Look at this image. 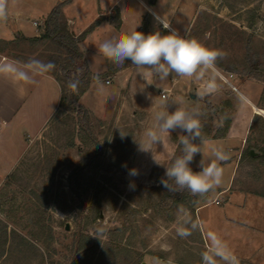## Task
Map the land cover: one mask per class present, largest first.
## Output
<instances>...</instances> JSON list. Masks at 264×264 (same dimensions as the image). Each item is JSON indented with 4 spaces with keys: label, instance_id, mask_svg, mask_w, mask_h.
Wrapping results in <instances>:
<instances>
[{
    "label": "rangeland",
    "instance_id": "374dc122",
    "mask_svg": "<svg viewBox=\"0 0 264 264\" xmlns=\"http://www.w3.org/2000/svg\"><path fill=\"white\" fill-rule=\"evenodd\" d=\"M151 1L147 4L152 14L143 8H133L136 15L129 18L126 33L136 29L139 12L143 20L149 17L152 25L155 23L153 31L162 29L156 21L159 15L185 38H196L206 47L225 53L219 61L225 68H238L239 73H233L237 80L253 78L264 85V0H157L152 4ZM22 49L24 53L13 51L12 56L19 55L25 62L32 58L47 62L41 57L45 54L42 50L31 49L28 44H23ZM250 55L256 56L261 63L260 77L242 74ZM124 65L133 64L126 60ZM117 88V82L112 85L96 82L84 99L83 104L95 110L88 125L91 134L86 136L78 127L73 129L64 125L62 119L57 122L52 119L46 131L33 140L27 154L25 152L19 160L0 190L1 197L6 200L0 216L9 229L22 231L35 242L39 257L34 259L29 252L10 254L11 251L0 264H42L43 258L44 262L69 264L73 238L78 231L75 218L79 216L82 220L86 211L80 217L81 205L90 204L99 186L103 187L102 225L111 228L118 219L116 226L125 223L121 244L132 252L128 264H202L205 258L208 264H219L218 259L226 260L222 264H248L241 259L233 261L232 254L239 250L249 259L258 249L256 244L264 242V233L257 235L252 230V217L258 212L250 206L251 201L241 215L246 223L244 227L228 221L236 211L230 206L239 204L243 196L237 194L230 203H226L228 194L216 198L217 190L228 185L231 166L223 169L222 183L212 191L213 196L194 209L171 203L158 205L157 195L152 200V208L143 209L151 188L154 195V188L163 187L160 178L164 176L165 167H170L177 156L175 137L181 138L182 133L178 130L171 135L165 134L161 144L153 145L152 154L159 164L155 163L151 153L138 150L136 141L143 138L147 129L154 127L156 110L152 112L147 100H120L119 104ZM28 94L30 100H52L54 107L61 92L57 84L50 82L49 86L40 84L35 91L28 89ZM261 98L258 107L264 109V93ZM225 102L229 105L224 106V114L213 100L204 101L200 107L202 135L209 132L211 136L221 137L228 132L231 119L227 115L230 111L233 114L238 101L233 100V105ZM169 111L174 110L169 108ZM120 130L129 134L121 138ZM248 138L240 171L230 188L264 195V161H252L244 155L247 149H253L259 157V149L264 148L262 117L254 119ZM214 147L221 146L210 140L204 142L202 148L206 157ZM85 158H88L87 166L76 171ZM200 160L201 154H197L191 166L199 168ZM131 169H136L138 175H129ZM208 203L215 205L200 212L197 210ZM67 225L69 231H66ZM123 263L126 264L122 259L117 264Z\"/></svg>",
    "mask_w": 264,
    "mask_h": 264
},
{
    "label": "crops",
    "instance_id": "0c3cea01",
    "mask_svg": "<svg viewBox=\"0 0 264 264\" xmlns=\"http://www.w3.org/2000/svg\"><path fill=\"white\" fill-rule=\"evenodd\" d=\"M147 2H150V0H3L6 19L0 21V67L6 68L12 62H25L14 59L12 57V46L7 44L14 42L19 37L27 39L38 37L41 27L37 28L33 23L37 22L42 26L50 12L62 3L64 17L71 32L76 36H80L94 23L103 18L99 25L86 36L85 40L80 44V48L92 76L99 75L100 81L106 85L118 83L116 96L119 104L120 100H147V106L152 107V112L157 111L162 107L161 94L164 91L169 97V101H174L180 107L189 108L197 104L201 107L205 100H213L218 105L219 111L224 113V106L228 103L225 101H229L233 105L232 101L237 100L235 111L232 115L231 111L227 115L231 119L228 132L218 139L210 140L219 143L229 154V160L221 163V167L224 169L231 166L228 185L217 190L219 192H217L216 198L228 194L226 203H230L235 196H238L237 194L243 196L238 202L239 204L230 206L234 207L236 211L235 216L228 218V221L236 222L235 224L244 227L246 223H243L244 220L241 215L247 211L251 201L250 206L258 212L256 216L252 217L254 218L252 230L254 234L263 235L264 195L256 192H244L238 189L232 191L230 184L233 179L237 178L240 171L243 151L248 143L254 119L257 117L264 119V109L258 107V100H262L261 95L264 93V85L253 78L243 81L237 80L234 74L225 73L217 66H214L208 69H201L193 77L179 78L173 75L163 81L153 78L152 82L154 84L147 86L146 92L141 93L139 88L145 82L139 77V73L143 70H138L135 65L113 64L99 53L98 47L108 36H119L126 33L125 27L129 18L136 15L133 14L134 7H138L140 10L142 8L146 9L152 14V9L148 7ZM155 2L157 3V0ZM112 18L113 21H110ZM143 18L144 16L140 15L139 12L138 21L136 22V26L139 24L138 30L141 27ZM148 19V32L150 33L153 32L152 27H155V23L152 25L151 18ZM105 24H110V28L107 31H103L99 27ZM117 24L120 27H116ZM158 25L162 28L160 29L162 33L166 34L169 31L163 29L161 24ZM170 29H172L171 25ZM220 75L227 79V83L223 81ZM230 75L233 78L230 79ZM35 80L36 83L26 84L15 80L10 72L0 71V190L16 169L19 160H21L25 152L27 154L33 140L38 139L46 131L47 124L52 120L59 108L60 98L56 100L57 106L55 105L54 107L51 105L52 100L29 99L28 89L35 91L40 84L49 86V83L52 82L57 84L60 89L58 82L50 75L38 76L35 77ZM107 81L110 83L107 84ZM96 82V79L92 81L89 90L79 101V105L88 109L92 115L95 112L94 108L84 105L83 101L94 88ZM125 83L128 84L125 85ZM208 85H212L214 90L209 91L203 99H200L198 93ZM147 93L151 94V98L148 97ZM191 96H195V98L193 99ZM45 104L47 105L46 107ZM177 105H173L170 108L175 110ZM231 109L230 107L229 110ZM257 157L258 155L256 154L253 158ZM192 168L195 171L200 170V168H194L193 166ZM212 191L209 194L210 198L214 193ZM5 202L6 200L4 199L1 203L0 211ZM211 205H215V203H208L197 210L199 212L203 211ZM0 220L6 227L9 238L12 232L25 236L22 231L14 228L9 229L10 226L1 216ZM15 246L14 243H11V249L9 243L4 246L5 254L0 257V261L6 260L11 251L10 254L18 252L19 255H22V250H16ZM256 246L258 248L257 251L251 253L249 259L243 256L239 250L235 251L232 254L233 261L241 259V261L248 264H264V242L261 241ZM214 251L215 253L218 252V250ZM21 261L22 259H20ZM218 263H226V260L218 259ZM202 264H208V260L206 258L203 259Z\"/></svg>",
    "mask_w": 264,
    "mask_h": 264
},
{
    "label": "clouds",
    "instance_id": "9594fccd",
    "mask_svg": "<svg viewBox=\"0 0 264 264\" xmlns=\"http://www.w3.org/2000/svg\"><path fill=\"white\" fill-rule=\"evenodd\" d=\"M6 19L3 0H0V21ZM158 24L163 29L169 30L166 34L156 30L145 34L136 29L119 36H108L98 47V51L115 65H123L127 60L140 71L139 77L145 82L139 88L141 93L146 92L149 85H153V78L167 80L170 76L179 78L193 77L201 69L214 67L218 60L224 58L225 53L219 49H210L196 38H185L177 30L170 29V23L156 16ZM107 31L110 24L99 26ZM56 65L52 61L44 62L39 59H29L26 62H12L6 68L0 67V71H8L13 78L23 83H36L35 77L46 76L54 71ZM82 71V70H78ZM100 83L99 75L94 77ZM79 79H70L68 87L73 92L78 91ZM213 86L208 85L198 93L203 99ZM151 98V94L147 93ZM162 107L154 114L155 125L146 130L141 140L136 141L138 150L143 153H153V145L161 144L165 134L179 130L182 133L180 143L181 155L175 156L171 166L165 167L164 176L159 183L168 191L187 190L194 196H203L214 190L222 183L223 168L221 163L229 160V154L222 147L211 149L206 157L202 145L203 115L199 104L194 107H180L174 101L170 102L164 91L161 94ZM177 105L174 111L169 108ZM121 138L129 133L120 130ZM198 141V142H197ZM197 154H201L198 167L199 171H193L190 166ZM153 157V154H152ZM155 163L159 164L153 157ZM129 175L136 176V169H131ZM134 187V185H130Z\"/></svg>",
    "mask_w": 264,
    "mask_h": 264
},
{
    "label": "trees",
    "instance_id": "16d2710c",
    "mask_svg": "<svg viewBox=\"0 0 264 264\" xmlns=\"http://www.w3.org/2000/svg\"><path fill=\"white\" fill-rule=\"evenodd\" d=\"M148 18L143 20L142 25L138 30L139 32H143L145 34L149 33ZM102 19L103 18L94 23L80 36H76L69 28L68 22L63 14V4L61 3L56 6L47 16L46 20L41 26L38 37L33 39L19 37L14 42L7 44L12 46V51L20 54L24 53L25 51L22 49V45L28 44L31 49H35L36 51L42 50L45 54H43L41 57L46 58L47 62L52 61L55 63L56 67L54 71L48 75L52 76L58 82L61 95L58 111L52 119L54 122L62 119V123L64 125L67 124L72 126L73 129L78 127L84 133L86 132V136H88L89 133L91 134L89 129L90 127L88 125H90L92 114L87 109L79 105V101L89 90V87L95 78L88 69V65L80 48V44L85 40L86 36L99 25ZM110 21H113V18L110 19ZM116 27H120V25L117 24ZM12 57L19 61H25L24 58L20 57L19 55H13ZM260 65L261 63L256 60V56L250 55L248 57L246 68L242 70V74H245L246 76L254 75L260 77L258 75V69ZM215 66L227 73H239L237 67L225 68L224 64L219 60ZM75 78H78L80 81L77 92H73V90L68 87V81ZM226 105L229 104L226 103ZM225 120L228 122L227 124H229L228 118L225 117ZM202 136L204 141L215 140L220 137L211 136L209 132ZM180 139L181 138L179 137H175V142L178 146L177 156L181 155L182 145L180 143ZM72 146L73 143L70 144V147ZM251 150L253 149H247L244 152V155L247 158L250 160L259 159L264 161V148L259 149V157L257 158H253V156L250 154ZM87 160L88 158H85L82 162H80V165L76 171L83 170V168L87 166ZM193 171L195 170L193 169ZM102 189V186H99L96 189L88 206L85 203L81 205L82 213L80 217L83 215L84 211H86V214L83 215L82 220H80L79 216L75 218L78 231L75 233L73 238L69 264H117L122 259L123 262L128 264L127 260L131 256L132 252L123 247L121 244L125 235V223H121L116 226L117 222L119 221L118 219L111 228H107L102 225ZM153 191L155 192L154 195H152L151 188L148 195L146 196V204L143 206L145 211H148L150 208H152V200L156 197V195L158 198V205L171 203L174 206L182 205L187 209H194L198 203L209 200L208 197L210 194L209 192L203 196H194L187 190L182 192L168 191L164 187L154 188ZM3 200V197L0 195V206ZM8 243L10 244V249L11 243H14V245H16V250H22L23 253H32L35 257L34 259L39 257V250L35 242H32L29 238L16 232H12L9 238L7 236L6 227L0 220L1 256L5 254L4 246H6ZM45 262L43 258L41 260L42 264H53V262H48L47 260H45ZM138 264H142V262H139Z\"/></svg>",
    "mask_w": 264,
    "mask_h": 264
},
{
    "label": "built area",
    "instance_id": "2783aa9c",
    "mask_svg": "<svg viewBox=\"0 0 264 264\" xmlns=\"http://www.w3.org/2000/svg\"><path fill=\"white\" fill-rule=\"evenodd\" d=\"M33 25H34L35 27H37V28H38V27H41V25H39L37 22H34ZM220 77L223 79L224 82L227 83V79H225L222 75H220ZM229 78L231 79V78H233V76L230 75ZM106 83L109 84L110 82L107 81Z\"/></svg>",
    "mask_w": 264,
    "mask_h": 264
},
{
    "label": "water",
    "instance_id": "95a60500",
    "mask_svg": "<svg viewBox=\"0 0 264 264\" xmlns=\"http://www.w3.org/2000/svg\"><path fill=\"white\" fill-rule=\"evenodd\" d=\"M153 3H155V0L152 1ZM193 99L195 98V96H191ZM250 154L254 157L256 156L255 152L253 150L250 151ZM66 231H69V226H66Z\"/></svg>",
    "mask_w": 264,
    "mask_h": 264
}]
</instances>
